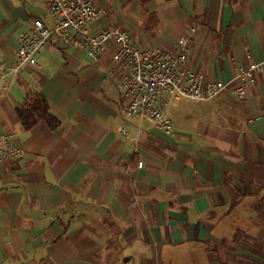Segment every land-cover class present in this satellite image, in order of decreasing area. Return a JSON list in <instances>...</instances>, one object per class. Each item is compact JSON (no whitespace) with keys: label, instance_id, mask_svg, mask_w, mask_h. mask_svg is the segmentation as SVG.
Masks as SVG:
<instances>
[{"label":"crops","instance_id":"0c3cea01","mask_svg":"<svg viewBox=\"0 0 264 264\" xmlns=\"http://www.w3.org/2000/svg\"><path fill=\"white\" fill-rule=\"evenodd\" d=\"M91 36L120 27L141 51L173 53L230 81L261 65L243 101L228 92L169 111L174 136L121 115L108 43L97 63L56 39L19 79L0 82V131L24 157L0 163V264H264V0H95ZM40 0H0V62L17 63L18 36ZM39 94L61 121L25 132L17 113ZM126 128L128 138L122 137ZM138 163L142 167L138 168Z\"/></svg>","mask_w":264,"mask_h":264},{"label":"built area","instance_id":"2783aa9c","mask_svg":"<svg viewBox=\"0 0 264 264\" xmlns=\"http://www.w3.org/2000/svg\"><path fill=\"white\" fill-rule=\"evenodd\" d=\"M40 1L50 9L55 25L48 28L41 19H35L31 31L18 36L17 63L9 66L0 62V82L8 78L16 81L24 68L39 66L38 56L51 39L85 51L93 63L98 62L104 46L111 43L116 48L112 55L114 66H121L127 72L119 86L123 120L154 126L170 137L174 132L168 113L177 109L181 101L206 103L223 92L243 101L252 93L256 74L261 71L259 64L242 66L230 81L222 82L202 69L192 70L187 66L189 37L194 28L188 29L187 36L178 38V48L173 53L141 51L120 27L90 35L89 26L99 16L95 0ZM120 134L128 138L126 128H121ZM25 154L14 134L0 131V163ZM137 166L141 168L142 163Z\"/></svg>","mask_w":264,"mask_h":264},{"label":"trees","instance_id":"16d2710c","mask_svg":"<svg viewBox=\"0 0 264 264\" xmlns=\"http://www.w3.org/2000/svg\"><path fill=\"white\" fill-rule=\"evenodd\" d=\"M17 113L25 132H30L42 121L52 131L61 127V121L51 114L49 103L39 94H29L24 105L18 107Z\"/></svg>","mask_w":264,"mask_h":264}]
</instances>
